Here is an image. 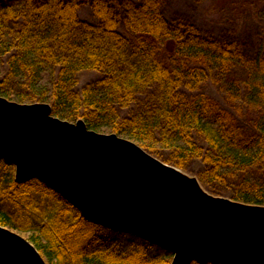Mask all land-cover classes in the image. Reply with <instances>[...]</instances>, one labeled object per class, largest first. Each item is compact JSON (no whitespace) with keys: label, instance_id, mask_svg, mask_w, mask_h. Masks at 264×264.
<instances>
[{"label":"trees","instance_id":"obj_1","mask_svg":"<svg viewBox=\"0 0 264 264\" xmlns=\"http://www.w3.org/2000/svg\"><path fill=\"white\" fill-rule=\"evenodd\" d=\"M170 3L0 0V95L48 102L61 118L108 128L185 170L198 161L194 171L213 193L264 204V42L246 43L260 4L233 0L228 9L242 22L224 17L216 33L171 16ZM86 5L90 18L80 15ZM0 224L30 231L49 264H170L173 257L88 220L38 178L16 181L4 161Z\"/></svg>","mask_w":264,"mask_h":264},{"label":"water","instance_id":"obj_2","mask_svg":"<svg viewBox=\"0 0 264 264\" xmlns=\"http://www.w3.org/2000/svg\"><path fill=\"white\" fill-rule=\"evenodd\" d=\"M0 161L14 166L16 181L38 178L88 220L169 249L170 264H264V204L214 194L138 142L61 118L48 102L0 95ZM0 264L48 263L0 224Z\"/></svg>","mask_w":264,"mask_h":264},{"label":"rangeland","instance_id":"obj_3","mask_svg":"<svg viewBox=\"0 0 264 264\" xmlns=\"http://www.w3.org/2000/svg\"><path fill=\"white\" fill-rule=\"evenodd\" d=\"M232 1L233 0H170L171 3H170V8H169V13L171 16H177V15L186 16L192 19L198 26H200L203 29L215 31L216 33H221L222 30H224L226 26V22H227V19H223L224 17L226 18V17H230L231 15L232 16L234 15L238 18L236 19L238 23L242 22V19L239 18V14H235V13L233 14V12H230L229 10L230 8L228 9ZM257 5H259V8L256 11L257 12L256 19H254L252 22V25H250L251 28L254 30L253 31L254 34L252 36V39L250 38V40L248 41L245 40L246 43L250 46H252L251 43H256V45H258L259 44L258 40H262L264 42V30L255 31L257 27L264 28V2H259L257 0ZM80 15L84 18H90L91 17L90 7L88 5L82 7L80 10ZM242 35L246 36L244 31L242 32ZM245 36H243V38H245ZM89 78H91L90 75H84L83 81L88 80ZM12 100H16V99H12ZM23 102H30V101H23ZM70 121H75V120H70ZM97 131L104 132V133L113 132V131H110V129L108 128H104L102 130H97ZM162 160L165 161L164 159ZM169 164H172V163H169ZM199 164L200 163L198 161H194L193 164H191V168L186 169V170L183 168L181 169L190 175L197 176L196 171L194 170L199 167ZM254 176H257V175H254ZM200 182L202 183L203 187L206 190L213 193V191H211L201 180ZM219 195L229 196L228 193L219 194ZM15 230L18 233H20L22 236L26 237L27 239H29L31 235L30 231H22L19 229H15ZM31 242L33 243V241ZM41 254L46 260V262L49 264L50 262L49 257L45 253H41Z\"/></svg>","mask_w":264,"mask_h":264}]
</instances>
